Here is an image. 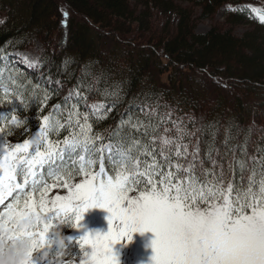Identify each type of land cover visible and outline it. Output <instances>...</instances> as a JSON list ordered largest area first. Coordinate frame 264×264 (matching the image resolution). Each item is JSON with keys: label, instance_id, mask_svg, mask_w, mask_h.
<instances>
[{"label": "snow or ice", "instance_id": "1", "mask_svg": "<svg viewBox=\"0 0 264 264\" xmlns=\"http://www.w3.org/2000/svg\"><path fill=\"white\" fill-rule=\"evenodd\" d=\"M80 88L15 143L8 137L26 119L15 112L27 105L7 95L0 104L12 106L0 113V264H123V249L146 233L151 253L140 264H264V149L249 154L251 132L240 126L233 143L229 127L150 104L142 118L129 109L94 131L116 103L89 104ZM96 209L106 229L87 223Z\"/></svg>", "mask_w": 264, "mask_h": 264}, {"label": "trees", "instance_id": "2", "mask_svg": "<svg viewBox=\"0 0 264 264\" xmlns=\"http://www.w3.org/2000/svg\"><path fill=\"white\" fill-rule=\"evenodd\" d=\"M183 2L200 8L201 19L223 12L228 27L198 32L197 17ZM260 9L264 0H0V85L8 86L7 93L0 86V104L7 95L27 105L15 112L26 119L12 141L30 136L54 105L63 109V98L79 81L89 104L116 103L107 119L93 123L94 131L115 127L129 109L141 116L143 105H159L157 112L171 110L173 119L203 115L206 123L229 127L233 143L243 126L246 135L251 132L249 154L259 157L257 149H264ZM237 26H246L240 36ZM36 43L40 50L32 66L14 54ZM105 90L116 95L105 96ZM45 92L50 98L40 111ZM78 107L86 110L82 101ZM11 111V105L0 107V113Z\"/></svg>", "mask_w": 264, "mask_h": 264}, {"label": "rangeland", "instance_id": "3", "mask_svg": "<svg viewBox=\"0 0 264 264\" xmlns=\"http://www.w3.org/2000/svg\"><path fill=\"white\" fill-rule=\"evenodd\" d=\"M183 6L189 7L192 9L194 13V17L196 19V30L200 33L206 32L212 26H216L222 29L227 28V24H225V17L223 12H218L214 14L212 17L208 19H201L199 18L200 15V8L194 7L193 5L183 2ZM246 30V26H237L234 28V33L238 36L244 33ZM40 50V44L36 43L34 47L30 48L29 50H18L14 51V54L17 56L19 60H22L25 64L31 65L34 63L37 53ZM8 139L11 142L14 137L9 136ZM106 212L100 209L91 210L86 215V221L90 227L93 228H107V221L105 219ZM152 234L146 233L144 235L136 234L134 242L130 245L126 246L122 252V261L123 264H140L141 261H147L151 249L147 247L150 243Z\"/></svg>", "mask_w": 264, "mask_h": 264}, {"label": "water", "instance_id": "4", "mask_svg": "<svg viewBox=\"0 0 264 264\" xmlns=\"http://www.w3.org/2000/svg\"><path fill=\"white\" fill-rule=\"evenodd\" d=\"M261 14H264V11H260Z\"/></svg>", "mask_w": 264, "mask_h": 264}]
</instances>
